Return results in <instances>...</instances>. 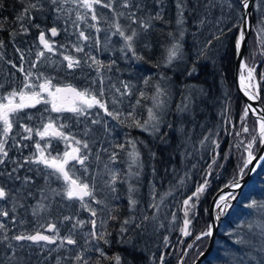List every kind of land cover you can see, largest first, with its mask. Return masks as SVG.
<instances>
[{
    "label": "trees",
    "instance_id": "1",
    "mask_svg": "<svg viewBox=\"0 0 264 264\" xmlns=\"http://www.w3.org/2000/svg\"><path fill=\"white\" fill-rule=\"evenodd\" d=\"M240 1L214 0L216 6L205 9L207 0H185V34L180 41L183 45V59H177L170 67H165L166 49L174 42L169 33L179 39L176 0H162V3L158 0H131L130 8L122 6L123 0H113L112 10L96 5L98 22L92 21L89 15L88 23L97 24L100 31L96 32L80 23V28L90 37L88 41L77 40L78 31L71 22L75 19V12L71 14V20L66 12L60 13V18L57 19L58 14L49 0H40L43 6L41 10H32L31 19L25 17L23 21H18L17 15L30 0H0L3 4V8H0V41H3V47L0 48V84H3L0 95L7 94L13 88L20 89L23 73L17 68L21 64L25 71L31 70L34 73V83L43 82L46 77L51 78L54 86L71 84L78 90H93L97 95L102 77L104 100L108 102L109 110L115 108L121 111L120 119L125 121L121 124L98 107L88 110L86 116H76L67 111L53 112L50 106L43 103L24 108L16 115V122L13 123L12 133L5 146L11 155V168L12 164L23 163L20 155H12L13 150L36 143L35 136L24 138L29 133L22 130L21 124L33 123L34 118L39 117L43 122L51 119L57 129L60 125H65L59 130L68 136V141L73 142V137L88 141L89 149L85 150L81 146L80 153L87 154L88 159L83 166L77 164L69 174L89 183L90 187L95 184L96 199L103 203L96 204L90 198H85L96 209L97 215L92 217L78 201L59 199L49 189L60 190L63 180L56 178L59 186L44 182L43 178H50V172L45 169H34L36 177L23 175V178L32 177L33 182L29 184L33 189L11 188L12 181H16L15 177L19 174L12 173L11 178L6 175V182L1 185L12 196L0 200V208L8 212L7 217H0V222L6 225L10 238L20 233L30 234L36 229L43 231L46 224H54L63 237L69 233L75 220H83L85 224L74 230L76 245H66L64 248L58 247L59 242L33 244L30 241L17 242L11 239L0 242V264H57L58 260L60 264H82V261L74 259L78 254H83L89 264H97V261L99 264H115L116 256L121 257V264H158L160 255L163 256V264H191L195 260L198 253L205 249L209 237L195 239L210 224L209 199L218 188L236 178L242 165V156H245L241 141L245 144L248 142L249 133L256 129L257 124L250 114L242 123L244 102L233 81L235 36L238 31V27L234 25H239L242 18ZM253 4L252 30L244 47L243 58L254 69L259 82L260 101L264 107V45L260 43L264 36L258 35L262 27L261 20L264 19V0H260L259 9L256 7L257 0ZM136 5H140L139 9ZM71 7L73 6L70 4L65 5V8ZM130 12L145 19L159 12L162 19H153L152 28L145 33L139 24H131L127 18ZM117 13L124 15L117 16ZM205 17L206 22L200 25L199 21ZM117 20L123 28L131 25V28L134 26L140 31L143 37L142 48H135V51L138 56L143 57L142 60L134 57L131 52L125 54L121 51L124 41L118 34L109 37L108 31L114 30L112 25ZM217 20L220 21L219 24L216 23ZM21 24L27 28L26 33L22 31ZM50 27L57 29L56 37L49 34ZM41 31L54 51H45V56L37 61V51L44 50L38 39ZM213 34L219 35L220 39H212ZM113 39L117 44L112 42ZM208 40H212V44L206 50L207 58L197 60L200 49ZM74 45L83 47V51L77 52ZM22 54L23 61L20 59ZM64 56L78 59L80 66L69 69ZM90 56L104 65L99 76ZM33 62H36L35 68L31 67ZM193 63L196 64L197 73L189 76L187 69ZM12 64L17 65V68H13ZM40 73L43 77L37 81L35 76ZM123 83L129 85L130 94L122 96L115 91L120 88L124 92ZM157 85L167 93L165 97H161L166 101V108L160 130L153 134L132 125V118L127 114L132 113V117L143 124L148 120L149 108L158 113L152 99L156 95ZM141 93L144 94L143 97ZM185 96H191L193 102L187 111L178 112L177 106L186 102L183 99ZM113 99L118 101L116 105H113ZM92 120H98L99 123L93 124ZM245 124L249 133L241 132ZM86 129H90L88 135L84 134ZM237 132H241V135L237 136ZM42 140L44 143L46 139L40 138ZM129 141L136 142V149L140 153L138 165L132 164L128 156L132 151ZM118 145H124V148L121 149ZM113 152L117 154L114 162L109 159ZM23 156L29 158L33 155L26 151ZM214 158L216 163L212 164ZM101 162L107 165L104 171L98 170ZM210 164L211 175L207 177L209 184L196 202L194 214L189 213L191 235L185 237L178 234L184 219L182 199L196 185L203 183ZM110 171L117 174L114 192L106 184L110 179ZM96 174H100V178H96ZM130 186L134 189L131 198L137 202L134 206L129 203ZM241 188L228 212L220 220L211 249L199 264H264V253L259 251L264 246V235L261 234L260 227L264 225V160ZM42 189L47 197L45 204L48 207L33 215V209L37 207L34 204L38 203L39 197L42 199ZM15 195L20 199L13 200ZM53 196L56 199L54 206ZM253 201L257 202V206L249 207ZM14 204L15 211L12 210ZM65 216L73 219L66 221ZM145 216L148 217L147 220L144 219ZM92 219L96 220L98 232L108 234L106 238L109 243L105 244L102 240L96 241L91 237L92 225L89 221ZM125 220L129 223L124 224ZM101 221H106L103 227ZM122 227L126 231L121 232ZM241 240L246 243H239ZM8 243L12 244L11 248ZM189 244L192 245L191 248L188 247ZM97 247L108 258L101 257L95 251Z\"/></svg>",
    "mask_w": 264,
    "mask_h": 264
},
{
    "label": "snow or ice",
    "instance_id": "2",
    "mask_svg": "<svg viewBox=\"0 0 264 264\" xmlns=\"http://www.w3.org/2000/svg\"><path fill=\"white\" fill-rule=\"evenodd\" d=\"M50 4L54 6V11L58 14L57 19L60 18L59 14L62 12H66L68 14V18L71 20V14L75 12V19L72 20V25L77 29L78 36L77 40H83L88 41L90 37L85 34V31L80 28V23H84L88 28L95 29L96 32L100 31V28L97 27V24H89L88 23V17L90 15V19L92 21L98 22V16L96 13L95 6L100 5L104 8H108L110 10L113 9V0H49ZM159 3H162V0H158ZM250 0H241V4L245 10L249 7ZM72 5L71 8H65V5ZM122 6L124 8H130L132 7L131 0H123ZM216 6V3L214 0H207V3L204 4L205 9H211ZM42 4L40 0H35V2L28 3L27 6H25L22 9V12L17 15L16 19L18 21H23L25 17L28 19H31V11L32 10H41ZM136 7L139 9L140 5H136ZM229 7L231 5L229 4ZM257 9L260 7V0H257ZM0 8H3V4L0 3ZM176 8H177V20H176V26H177V35L179 39L176 38V36H173V33H169V36L173 37V43L170 48L166 49V58L164 61L165 67H170L173 64V61L177 59H183V45L181 44V40L184 37L185 29H184V11L186 8L185 0H176ZM83 10V11H81ZM117 16H123L124 13H117ZM250 15V14H248ZM131 24H139L140 29L143 32H147L150 28H152L151 21L153 19H162V16L159 12L155 14V16H149L146 19L145 18H138L136 16L135 12H130L127 17ZM243 19V17H242ZM79 22V23H78ZM206 22V17L202 18L199 23L200 25H203ZM211 23V21H207ZM217 24L220 23L219 20L216 21ZM262 27L259 29L258 35L264 36V19L261 20ZM36 27H39V25H36ZM112 27L115 28V32L113 35L118 34L124 41L123 47L121 49L122 52H131L134 57L137 59H143L142 56H138L135 51L134 42L140 35V33L135 29L132 28L131 32L129 34H126V30L120 25L118 20L113 23ZM131 27V25H129ZM234 27H238L239 30V36L236 39V50L239 54V50L245 40V27L234 25ZM0 28H2V25H0ZM21 29L23 32H27V28L21 24ZM231 29H229L230 31ZM51 35L55 36L57 35V29L55 27L50 29ZM221 34L223 33V29L220 30ZM40 45L43 46L44 50L37 51L36 58L37 61H39L42 57L45 56V51L51 53L54 51L52 44L45 38V34L43 31L40 32V35L38 37ZM212 39L219 40L220 36L213 34ZM98 43V39H97ZM260 43L264 45V40H261ZM212 44V40H208L207 44L200 49L197 60H199L201 57H206V50L208 46ZM3 47V41H0V48ZM75 50L77 52L83 51V47L74 45ZM145 47H148L147 44H145ZM19 52L20 49H17ZM0 59H2V54H0ZM20 59L23 61L24 56L21 55ZM63 59L67 61V67L69 69L79 67L80 61L78 59H75L71 56H64ZM92 61V65L96 66L97 75H100L101 69L104 67L102 62L98 61L95 57H89ZM11 63V62H9ZM87 63V61H86ZM114 64L115 61H112ZM92 65H89L91 67ZM157 67L159 65H156ZM13 68H17V65L12 64ZM32 68L36 67V62H33L31 65ZM110 67V66H109ZM242 68H247V65L242 63ZM17 70L21 73H23V82L22 86L19 90L13 88L10 92L7 94L0 95V164L5 163V158L8 157V151L6 150V144L8 143V139L10 138V134L12 133L13 129V123H14V117L24 108H30L35 107L37 104H40L41 102L45 104H51V111L61 113V112H71L75 114L76 116H86L88 114V110L98 107L99 109H102L104 113L107 116L112 117V119L117 120L121 124H124L125 121L121 120V111L118 109L109 110L107 106V101L104 100V88H103V78L100 79L101 87L99 89L98 95L88 88H85L83 90H77L76 88H73L71 86H67L64 88L54 86L52 84L51 78H43V82L40 83H34L32 82V78L34 76V73L31 70L25 71L23 64L17 68ZM248 71V77L249 79H253V68H247ZM197 73V67L196 64L193 63L192 67L190 69H187V74L189 76ZM43 77V74L40 73L35 76V79L37 81H40ZM264 78V77H262ZM241 88L244 89L245 95L248 96L249 99H257L258 94H254L248 90V85H245L244 83V77L241 76ZM95 83V81H93ZM145 83H147V80H145ZM112 87H115L114 85ZM0 88H3V84H0ZM123 89L124 92H121L120 88H116L115 91L119 93L120 95H128L130 94L128 92L129 85L127 83H123ZM202 91V90H201ZM44 93L47 94V97L50 99H45ZM70 93L71 94V104L66 103L67 97L63 94ZM143 93H141V97H143ZM167 95L166 91L162 89L159 85L156 86V95L152 97L154 101V107L158 110L157 112H154L152 108L148 109V120H145L143 124H141L140 121L135 120L134 117H132V113H128V117L132 118V125H134L137 128H141L144 131H151L153 134L159 132L160 130V124L164 121V111L166 108V101L164 99H161V97H165ZM184 101L180 105L177 106L178 112H185L188 110L189 105L193 102V99L191 96H185ZM113 105H116L118 101L113 99L112 101ZM139 103V100L137 101ZM252 111L254 115L258 116V119L256 123L258 124V130L253 129L251 133H249V129L246 126H243L241 129L242 133H249L250 139L245 144L243 141H241L242 144H244V151L246 153V156H242V167H240V173H243L244 169H247L250 164L253 163L254 160L257 159L256 152L259 151V149L256 148V145L259 144L261 148H264V115L258 114L257 110L252 108L251 105H246L244 108V113L241 117L242 123L246 121V117L248 116L249 111ZM93 124L99 123L98 120H92ZM23 131L26 133L31 134L33 132V129L27 126L22 125ZM65 125H60L59 129L64 128ZM168 127H171V125H168ZM55 127L53 121L50 119L46 124H43L42 130L36 129L35 134L39 136L41 139H44L47 136L52 137H59L65 141L68 140V136L65 135V133L61 130H59ZM90 129H86L85 135H88V132ZM241 132H237L236 135L240 136ZM25 139L31 138V136L24 137ZM207 139V138H205ZM73 143L77 145V147H73L71 151H65L63 153V156H56L51 157L49 155H45L44 149L41 148L40 144H36V149L38 152L37 154H34L33 156L26 158L24 161V164H36V165H43L45 169H51L52 171L48 173V175H56L57 179L63 180V186L60 190L56 189H49L55 196H61L64 199H67L69 201L75 200L78 201L84 209L88 210L92 217H95L97 215L96 209L91 207V205L86 202L85 198H90V200L96 204H102L103 201L97 200L95 196V184L90 187L89 183L81 181L79 178H73L69 174L68 165L71 161H75L76 163H79L80 165H84L85 160L88 159L87 154L81 155V146L83 149L88 150L89 144L87 140H77L75 137L72 138ZM131 144L132 151L128 153V156L130 160L132 161V164L139 163V156L140 153L136 149V142L135 141H129ZM203 143V142H202ZM240 145H237L239 147ZM121 149L124 148V145H118ZM218 147V145H217ZM104 151H107V149H104ZM116 153L113 152L110 156L111 161H115L116 159ZM153 155H155L153 153ZM259 159L264 160V155H261ZM97 160H99V156H97ZM216 160L215 158L212 161V164H215ZM24 164H20L19 167H24ZM132 164L129 165V168L131 169ZM222 167V165H221ZM105 168L107 169V165H105ZM211 168L212 165H209V171L206 173L205 178L203 180V183L198 184L195 188V191L192 192L191 195H189L186 199L183 200V206H184V221H183V227L180 229V232L183 236L187 237L191 235V232L189 230V225L191 224V219L189 218V213L193 212L196 207V202L199 201L200 196L206 191V188L209 184L208 176L211 175ZM39 171V169H37ZM17 169L14 168L12 172H16ZM12 172L8 173V176L11 178ZM3 173H0L2 175ZM110 179L106 181V184L111 187V190L114 192L115 187L113 185L116 183L117 180V174L114 171H110ZM131 175H138L139 173H130ZM16 179H20L19 176L16 177ZM47 180V176L45 177ZM32 177L25 176L23 178L24 184L32 183ZM225 187H232L236 188L239 187L238 181L235 179L233 182L229 185H226ZM134 191V189L130 186L129 187V193H130V199L129 203L131 206H134L137 202L135 199L131 198V193ZM42 198L46 199L47 197L44 195V190H41ZM30 196L31 193H28ZM9 193L5 191L4 187H0V200H4L8 198ZM230 198H234L232 193L227 194H221L218 197V201L215 204V207L217 209H220L221 212H223L224 208L228 206L227 201ZM13 200L16 199V197H12ZM23 207V205H20ZM257 202L253 201L249 207H256ZM48 207V205H45L43 203H39L36 208L33 209V215H37L39 211H43ZM107 207V205H105ZM153 207H156V205H153ZM16 205H13V211H15ZM8 212L5 211L3 208H0V217H7ZM114 218V217H110ZM154 218V217H153ZM73 217L65 216L64 220L69 221L72 220ZM145 220L148 219L147 216L144 217ZM217 219H219V216H217ZM13 221H15V217H13ZM92 225V231L90 233L91 237L96 240L100 241L102 240L105 244L109 243L106 236L108 235L105 232H98L96 230V220L92 219L89 221ZM106 223V221H101V227ZM129 221L125 220L124 224H128ZM85 224V221L83 220H75V222L72 224V228L69 230V233L66 236L61 237L59 235V230L56 228L54 224H49L47 227V231L52 232L53 235H45L42 234L40 230H36L33 234H26V233H20L17 235L12 236L11 238L7 235V227L3 222H0V242L3 241H9L15 240L17 242L19 241H31L33 244H39L40 242H46V244H57L59 248H64L66 245H76V240L73 238L74 230L77 227H81ZM139 227V225H137ZM261 227V234L264 235V225H260ZM126 231L123 227L121 228V232ZM212 226L209 225L208 229L199 235L195 237L196 240L202 239L204 236H212ZM239 243H246L245 241L241 240ZM8 247L11 248L12 244L8 243ZM189 248L192 247L191 244L188 245ZM95 251L99 252L101 257H106V254L102 249L99 247L95 248ZM259 251L264 253V246H261ZM77 262L82 261V264H89L88 259H85L83 254H78L74 258ZM115 264H121V257L116 256L114 257ZM161 260H163V257H161ZM57 264H60L59 260L57 261ZM97 264H99V261H97Z\"/></svg>",
    "mask_w": 264,
    "mask_h": 264
},
{
    "label": "water",
    "instance_id": "3",
    "mask_svg": "<svg viewBox=\"0 0 264 264\" xmlns=\"http://www.w3.org/2000/svg\"><path fill=\"white\" fill-rule=\"evenodd\" d=\"M253 1L254 0H250L249 7H248L247 10H245L242 7V15L241 16L243 17V19L241 20L239 26H244L245 27V40H244V42H243V44H242V46H241V48L239 50V54L237 53V50H236V47H235V56H234L235 62H234V69H233L234 70L233 81H235L236 90L240 93V96L243 99V102L245 103L244 108H245L246 105H251L252 108L257 110L258 114L264 115V108H263L262 102L259 99V93H258V90L256 89V84L253 85V90L248 88V90L250 92H252L254 94H258V98L252 100V99H249L248 96L245 95L244 89L241 88V82H240V72H241L240 67H241L242 63H245V60L243 59V52H244V49H245L244 47L246 45L248 36H249V34H250L251 30H252L251 24H252V9H253V5L252 4H253ZM248 14H250V15H248ZM50 29H49V33L51 34ZM38 35H40V33ZM55 36H57V35H55ZM238 36H239V30H238V33H237L236 37H238ZM235 44H236V41H235ZM253 80H254V82H256L255 78H253ZM67 86L73 87L72 85H63V86H61V88H64V87H67ZM63 95H65L66 97H69V98L71 97L70 93H65ZM249 114H251L253 117H255V120L257 121V119H258L257 115H254L251 110L249 111ZM257 130H258V124H257ZM258 149H259V151H257L255 153L256 156H257V159L254 160L253 163L248 166V168L246 169L245 173L243 175H241L240 172H238V174L236 176L237 178H235V180L238 181L239 187H236V188L225 187L226 185L231 184L233 182L232 181L231 183H227V184H225V186L219 188L214 193V195L211 197L209 205H208V211H209V221H210V225L212 226L213 235L208 238L206 248L199 253V255L195 258V260L193 261L192 264H198V262L202 258L206 257L207 252L211 249V247L213 245L212 242H213L214 236L216 234V229H217V227H218V225L220 223V220L226 215V212L228 211L227 208L235 200L234 198H235L236 194L240 191L242 185L246 182V180H248L250 178V176L256 171V169L259 168L260 164L262 163L263 160L259 159V157L261 155H264V148H261L260 145H259ZM196 187L197 186H195V188ZM195 188L193 189V191H195ZM227 193H233L234 198H230L227 201L228 206L226 208H224L223 212H221L220 209H217L215 207V204L218 201L219 195L227 194ZM187 197H185L184 199H186ZM217 216H219V219H217ZM183 221H184V219H183ZM182 227H183V225L178 229V233L179 234H182L180 232V229ZM45 235H47V234H45Z\"/></svg>",
    "mask_w": 264,
    "mask_h": 264
},
{
    "label": "flooded vegetation",
    "instance_id": "4",
    "mask_svg": "<svg viewBox=\"0 0 264 264\" xmlns=\"http://www.w3.org/2000/svg\"><path fill=\"white\" fill-rule=\"evenodd\" d=\"M66 103L71 104V97L70 98L67 97ZM50 106H51V104H50ZM25 117H27V116H25ZM26 119H28V118H26ZM26 119H25V122H27ZM15 120H16V116L14 118V122H16ZM40 120H42V119H40V117L34 118L33 123H28L26 125L21 124V125L30 127L33 129V131H35L36 129L42 130L43 124H46L48 121L43 122ZM20 121H21V119H20ZM55 127L58 128L56 125H55ZM22 130H23V127H22ZM29 135L31 136V138L34 136H35V138L39 137L35 134V132L31 133ZM29 135H27V136H29ZM27 136H24V137H27ZM44 139L47 140L46 142L48 143V145H46L47 143L44 144V146H42V149H44L45 155L47 156L50 154V157L63 156V153L65 151H67V149H65V145H67L69 148H72V146H73L72 142H70V141H65L66 143L62 142L61 141L62 139L59 137L47 136ZM26 151H28V152L30 151L32 155H34V154L38 155V152L36 149V143L34 142L31 144H28L26 148H25V145L19 146V149L17 151L13 150L12 155H20L22 157V161H23L22 164H24L26 157H24L23 155ZM10 158H11V155H10L9 150H8V157L5 158V162L7 161L6 164H4V165L0 164V173H3L2 175H0V187H2V185H1L2 182H6V175H8V173L12 172V170L14 168H16L17 171L12 172V173L19 174V177H23V175H26V174H28L29 176L32 175V176L36 177L34 169L37 168V169H39V171L45 169L43 165H37L36 167L33 165L34 166L33 167L32 165H29V164H24V167L21 168V167H19L20 163L16 164V165L12 164L13 168H11L10 160H9ZM77 164H79V163H76L75 161H71L68 165V169H70V170L75 169ZM45 170H47L49 172L52 171L51 169H45ZM38 175H40V174H38ZM74 179H75V177H74ZM43 180H44V182H46L50 185H55V186L58 185L59 186V181H57L55 175H52V176L50 175L49 179L46 180L45 178H43Z\"/></svg>",
    "mask_w": 264,
    "mask_h": 264
},
{
    "label": "bare ground",
    "instance_id": "5",
    "mask_svg": "<svg viewBox=\"0 0 264 264\" xmlns=\"http://www.w3.org/2000/svg\"><path fill=\"white\" fill-rule=\"evenodd\" d=\"M254 2V1H253ZM240 5H241V1H240ZM253 6H254V4H252ZM242 5H241V15H242ZM252 12H253V9H252ZM252 17H253V15H252ZM241 20H242V18H241ZM241 20H240V22H241ZM239 25H240V23H239ZM237 33H238V31H237ZM237 35V34H236ZM245 64V63H244ZM240 70H241V72H240V78H241V76H243L244 77V83H245V85H248L249 87V89H252L253 90V85L251 84V80L249 79V77H248V71H247V68H242V67H240ZM240 82H241V79H240ZM15 177V176H14ZM17 177V176H16ZM16 177H15V179H16ZM10 187L11 188H13V189H15V190H20V188H29V187H31L32 188V186H30V184H24L23 183V177H20V179H17L16 181H12V183H11V185H10ZM33 189V188H32ZM12 195L10 194L9 195V198L11 197ZM42 200H43V198L41 199L40 197H39V199H38V203H37V205L39 204V202H42ZM52 204H53V206L56 204V199H55V197L53 196L52 197ZM36 205V206H37ZM48 225L49 224H46L45 226H44V228H46V227H48ZM33 226V225H32ZM43 228V229H44ZM36 230H39V229H36ZM36 230H33L31 233H33L34 231H36ZM203 251V250H202ZM209 252V251H208ZM207 252V253H208ZM200 253V252H199ZM199 253H198V255H199ZM197 255V256H198ZM196 256V257H197ZM161 257H163V256H161L160 255V259H159V262H158V264H163V260H161ZM205 258V257H204ZM204 258H202L199 262H198V264L204 259ZM193 263V262H192ZM191 263V264H192Z\"/></svg>",
    "mask_w": 264,
    "mask_h": 264
},
{
    "label": "rangeland",
    "instance_id": "6",
    "mask_svg": "<svg viewBox=\"0 0 264 264\" xmlns=\"http://www.w3.org/2000/svg\"><path fill=\"white\" fill-rule=\"evenodd\" d=\"M132 28H135L134 26H132ZM131 27H128L127 25H125V27H124V29L126 30V34H129L130 32H131V29H132ZM137 31H138V29L137 28H135ZM109 37H110V35H113V33L115 32V28H114V30L113 29H110L109 31ZM139 33H140V31H138ZM143 39V37L141 36V35H139L138 36V38L135 40V42H134V46H135V48H142V42H141V40ZM112 42L113 43H115V44H117L115 41H114V39L112 40ZM262 74H263V77H264V69H263V72H262ZM251 84H252V82H251ZM60 86V85H59ZM58 86V87H59ZM44 95V97H45V99H50V98H48L47 97V94L46 93H44L43 94ZM41 103H43V102H41ZM43 104H45V103H43ZM45 105H47V106H50V104H45ZM51 107V106H50ZM233 125V124H232ZM48 139V138H47ZM47 140H45V142L43 143V140L42 141H40V137H36V143H39L40 144V146H41V148H42V146H44V144H46L47 142H46ZM62 142H65V140H61ZM68 141V140H67ZM66 143V142H65ZM72 144H73V146H72V148L73 147H77V145H75L73 142H72ZM46 145H48V143L46 144ZM72 148H69L67 145H65V149H67V151H71V149ZM51 158V157H50ZM100 169H98V170H100V171H104V169H105V165L101 162V164H100ZM69 171H70V169H69ZM96 178H100V174H96V176H95ZM14 197H16V199L15 200H17V199H20V197H18V196H14ZM60 198H62L61 196H59V199ZM38 202V201H37ZM45 202H46V200L45 199H43L42 200V203L43 204H45ZM35 206L37 205V204H34ZM46 205V204H45ZM7 206V205H6Z\"/></svg>",
    "mask_w": 264,
    "mask_h": 264
}]
</instances>
